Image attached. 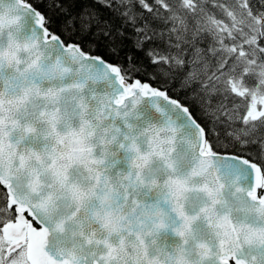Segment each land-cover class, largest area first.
<instances>
[{"label":"snow or ice","instance_id":"6c2138e0","mask_svg":"<svg viewBox=\"0 0 264 264\" xmlns=\"http://www.w3.org/2000/svg\"><path fill=\"white\" fill-rule=\"evenodd\" d=\"M0 264H264V0H0Z\"/></svg>","mask_w":264,"mask_h":264}]
</instances>
